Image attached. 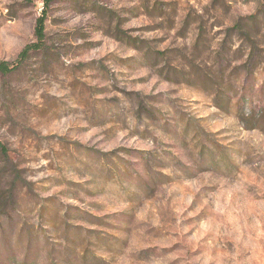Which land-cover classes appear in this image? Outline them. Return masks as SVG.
<instances>
[{
  "label": "rangeland",
  "instance_id": "1",
  "mask_svg": "<svg viewBox=\"0 0 264 264\" xmlns=\"http://www.w3.org/2000/svg\"><path fill=\"white\" fill-rule=\"evenodd\" d=\"M43 5L0 0V264H264V0Z\"/></svg>",
  "mask_w": 264,
  "mask_h": 264
},
{
  "label": "trees",
  "instance_id": "2",
  "mask_svg": "<svg viewBox=\"0 0 264 264\" xmlns=\"http://www.w3.org/2000/svg\"><path fill=\"white\" fill-rule=\"evenodd\" d=\"M52 1H54V0H44L45 6L43 5V14L45 13L46 7H48L50 2H52ZM43 14L38 19L37 26H36L35 38L37 40V43L25 47L21 51V53L19 54V57L17 59V63H21L28 56L30 51L41 49L42 46L44 45L45 36H44V15ZM17 66L12 64V63H9V62L0 61V73L1 74H8V73L12 72L14 69H16ZM262 120L264 122V112H263L262 116L260 117V120H258V123H259V121H262ZM245 123L250 125V126H248L249 128L255 127L254 126L255 124L250 122L248 119L245 120Z\"/></svg>",
  "mask_w": 264,
  "mask_h": 264
}]
</instances>
